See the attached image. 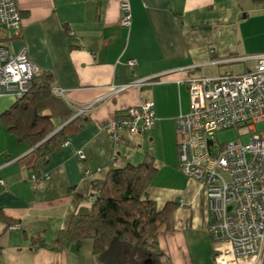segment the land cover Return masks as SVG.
<instances>
[{
    "label": "crops",
    "instance_id": "1",
    "mask_svg": "<svg viewBox=\"0 0 264 264\" xmlns=\"http://www.w3.org/2000/svg\"><path fill=\"white\" fill-rule=\"evenodd\" d=\"M15 1L20 28L8 33L0 27V50L11 57L23 51L37 73L50 76L51 87L64 92L60 99L72 111V123L66 146L52 152L39 171L48 178L33 181L21 161L32 149L1 119L16 100L0 97V264H100L89 241L49 247L81 205L76 196L87 192L84 167L122 168L145 156L158 167L149 200L157 208L175 205L157 237L164 263L214 264L204 192L176 166L174 119L189 108L187 88L176 82L264 55V0ZM121 1L130 6L129 28L119 26ZM248 42L249 54L231 56L234 47ZM128 61L135 62L133 69ZM131 80H150V85L113 90ZM140 99L153 105L154 127L139 136L123 133L124 144H115L102 125ZM52 122L58 131L68 121ZM155 141H164L165 154L151 151ZM11 224L19 228L9 230Z\"/></svg>",
    "mask_w": 264,
    "mask_h": 264
},
{
    "label": "built area",
    "instance_id": "2",
    "mask_svg": "<svg viewBox=\"0 0 264 264\" xmlns=\"http://www.w3.org/2000/svg\"><path fill=\"white\" fill-rule=\"evenodd\" d=\"M119 12V26L129 28L131 11L126 1L119 4ZM20 22L16 1L0 0V27L16 33ZM252 60V71L244 74L190 76L176 82L177 86L185 85L189 94L187 114L174 119L176 166L204 192L214 264H261L264 256V128L255 129L264 124V55ZM0 62V97L20 99L29 90L37 69L23 51L11 57L0 50ZM126 64L130 69L135 67L134 61ZM148 85L150 80H131L113 90L119 93ZM50 90L59 98L64 96L59 89ZM155 121L153 105L140 99L136 107L103 124L102 131L115 144H124L123 133L143 135ZM228 129H240L248 142L217 144L214 135ZM77 158L85 161L81 153ZM91 175L84 167L82 178L90 179ZM30 178L35 181L48 177L42 174L39 179ZM18 228L16 224L8 226L9 230Z\"/></svg>",
    "mask_w": 264,
    "mask_h": 264
},
{
    "label": "trees",
    "instance_id": "3",
    "mask_svg": "<svg viewBox=\"0 0 264 264\" xmlns=\"http://www.w3.org/2000/svg\"><path fill=\"white\" fill-rule=\"evenodd\" d=\"M50 83L49 75L37 73L29 90L1 116L6 130L32 149L21 161H26L35 179L50 154L64 144L72 123V111L51 93ZM54 118L61 124L68 122L55 132ZM89 170L87 192L76 196L81 205L49 248L60 250L69 243L89 241L91 254L100 264H165L157 237L167 228L175 205L157 208L149 200L147 191L157 174L150 157L136 166ZM40 244L47 246L41 239Z\"/></svg>",
    "mask_w": 264,
    "mask_h": 264
},
{
    "label": "rangeland",
    "instance_id": "4",
    "mask_svg": "<svg viewBox=\"0 0 264 264\" xmlns=\"http://www.w3.org/2000/svg\"><path fill=\"white\" fill-rule=\"evenodd\" d=\"M252 44L250 42L244 44V46H237L234 47L231 50V56H242L245 54H249L252 50ZM255 65V61L252 60H245L241 63H236L232 65H228L226 69H215V68H209L206 72H203L201 74L195 75V77H216L219 74L224 75H240L247 72L252 71L253 67ZM188 104V103H187ZM264 128V124H259L255 126V129L257 131ZM214 140L217 144H226L233 141H240L242 144H246L248 142V136L243 135L242 131L240 129H228L225 131L218 132L214 135ZM155 154L158 156H161V154H165V148H164V141H155L150 146ZM136 166V165H135ZM154 168L156 171H158V167L154 165ZM95 260V259H93ZM97 264V263H94Z\"/></svg>",
    "mask_w": 264,
    "mask_h": 264
},
{
    "label": "water",
    "instance_id": "5",
    "mask_svg": "<svg viewBox=\"0 0 264 264\" xmlns=\"http://www.w3.org/2000/svg\"><path fill=\"white\" fill-rule=\"evenodd\" d=\"M56 132V131H55Z\"/></svg>",
    "mask_w": 264,
    "mask_h": 264
}]
</instances>
